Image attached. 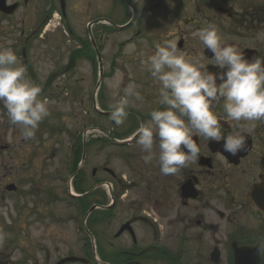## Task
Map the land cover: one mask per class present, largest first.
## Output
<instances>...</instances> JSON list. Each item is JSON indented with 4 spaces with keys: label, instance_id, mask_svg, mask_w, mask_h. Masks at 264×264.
Wrapping results in <instances>:
<instances>
[{
    "label": "flooded vegetation",
    "instance_id": "1",
    "mask_svg": "<svg viewBox=\"0 0 264 264\" xmlns=\"http://www.w3.org/2000/svg\"><path fill=\"white\" fill-rule=\"evenodd\" d=\"M34 2L5 0L7 7H15L12 14L4 13L0 5V23L5 25L6 31L13 28L12 19L20 10L27 12L36 7ZM54 2L48 8L52 13L47 15L46 22L55 15L54 12L65 16L74 13L92 17L88 23V48L78 50V47L70 53V60L75 59L72 73L79 69L81 58H85L91 76L87 81V90L91 95L88 96L86 140L84 144L80 142L76 150V157L81 147L85 151L84 167H78L77 174L73 172L70 177L73 176L77 183H83L86 180V165L90 173L87 180L94 186L108 181L126 183L122 179H125L124 174L130 173L133 179L125 187L141 184L144 197L138 202L151 208V212L144 210L145 215L128 216L114 225L112 212L119 197L114 196V203L109 202L98 191L96 195L100 197L95 199L89 190L87 192L91 194L86 197H71V206H98L102 211V214L87 220L91 242L83 253L89 262L83 264H237L238 253L244 254L248 263L257 261L264 264V214L251 202L253 189L263 182L264 122L257 123L255 131L247 138L246 148L235 156L222 153L223 141L208 142L202 137H194L201 148L200 159L174 175H162L155 159L146 164L142 159L145 154L136 143L139 125L150 118L153 109L159 107V85L143 63L154 52L155 45L167 39H176L178 47L190 54L202 53L203 45L192 36V32L212 22L218 25L229 43L240 47L246 59L264 57V39L257 36L264 32V0H52L51 3ZM161 6L165 10L163 24H166L158 32H153L159 41L136 42L138 45L134 54H115L110 59L113 65L108 66V55L104 53L105 35L102 33L97 38L93 29L97 27L101 32H108L105 16L110 11L121 9L154 13ZM133 22L114 27L113 32L128 31ZM25 23L26 19H22L21 25ZM151 26L146 23L144 28L150 30ZM130 41L121 42L119 48ZM0 46L7 47L6 42ZM204 54L211 59L212 53L207 49ZM126 61L131 67L140 64V70L132 72L131 80L122 82L120 87L109 88V71L122 69ZM208 68L218 69L213 65ZM54 83L43 92L53 89ZM45 84L41 82L40 86ZM130 84L137 86L143 100L133 99L127 119L117 126L110 117V105L117 94H123V89ZM76 85L75 82L74 88L82 89ZM214 108L224 115L222 101ZM94 115L98 116L96 122L92 120ZM220 122L222 132L229 134L234 122L226 116ZM54 140L52 147L59 144V138ZM27 143L29 140L22 138L12 144L0 145V235L4 237L0 242V264H61L62 259L75 253L69 251L68 255L61 256L59 216H13L14 209L9 215L7 213L8 206L32 201L33 206L43 207L59 199L54 193L52 199L50 193L45 198L49 177L43 171L27 172L26 176L24 170L34 162L38 163L45 142H40L38 151L34 149V152L28 150ZM110 152H115L113 157ZM114 158L123 163L124 172L119 173L111 167ZM97 236L100 237L99 244L94 247L93 238Z\"/></svg>",
    "mask_w": 264,
    "mask_h": 264
},
{
    "label": "clouds",
    "instance_id": "2",
    "mask_svg": "<svg viewBox=\"0 0 264 264\" xmlns=\"http://www.w3.org/2000/svg\"><path fill=\"white\" fill-rule=\"evenodd\" d=\"M203 45L202 53L190 54L167 39L143 61L159 85V107L137 129L136 143L146 164L157 161L162 175H174L201 157L196 138L222 143L233 156L244 150L247 138L264 122V57L248 60L236 43H229L218 25L209 22L192 32ZM264 39V32L257 34ZM205 49L212 53L205 56ZM213 65L219 71L208 70ZM27 69L11 47L0 46V104L8 121L18 126L23 139H32L40 123L50 115L47 97L39 84L26 76ZM220 83H217V81ZM142 101L137 86L130 84L110 105V117L124 124L130 102ZM223 102V114L214 105ZM233 121L232 131L222 132L221 119ZM4 239L0 235V242Z\"/></svg>",
    "mask_w": 264,
    "mask_h": 264
},
{
    "label": "rangeland",
    "instance_id": "3",
    "mask_svg": "<svg viewBox=\"0 0 264 264\" xmlns=\"http://www.w3.org/2000/svg\"><path fill=\"white\" fill-rule=\"evenodd\" d=\"M51 2L52 0H35L33 3L36 5L35 8L27 12L23 9L20 10L12 19L13 28H11V30L6 31L5 25L0 23V45L6 42L7 47L13 48L23 65L22 49L26 47L30 58V67L35 70L42 82L47 81L49 76L54 72L63 73L69 63L71 51L78 47H80L78 50H82L83 48L86 49V47L88 48L90 40L88 23L92 17L88 18V16L68 13L66 18L62 19L61 13L54 12L55 15L52 16L51 21L46 23V15L52 13L48 11V8L50 5L55 4L56 1L54 3ZM159 2L161 1H158V3ZM162 6L154 10V13L142 10L121 11V9L110 11L105 16V20L108 22V32H101L97 27L93 29V35L97 38H99L102 33L105 35L104 42H106V47L104 53L108 55V66L111 64L113 65L110 59L118 53L125 55L134 54L140 42L159 41L158 37L155 36L153 32H158L157 30L162 29L166 24H163L164 21L161 20V18L164 19L165 15V10ZM22 19H26L24 25H21ZM133 20V25L128 28V31L118 33L112 32L114 27L126 26L128 24L126 22L129 21L131 23ZM123 23H126V25ZM146 23H149L150 26L153 25V27L151 26L152 29L145 30L144 26ZM36 30L37 33L34 38L29 44H26V37ZM70 30L74 32V36L70 33ZM187 31L192 32V30ZM135 34L139 35L137 36L138 38L135 37ZM132 37L137 39L136 42H138V44L129 43L123 46V48H119L121 42H127ZM127 63L126 61V63L123 64L122 69L116 68L109 71V78L107 79L109 88L120 87L122 82L131 80L132 72L137 71V69L140 70L138 68L140 64L135 65L136 68L135 66L131 67ZM88 70L89 64L87 60L81 58L77 71L73 73L70 71L61 76L54 83L53 89L41 94V97H47L50 101V115L40 123L34 138L28 139L29 143H27L29 151H33L34 149L38 151L40 142H45L43 155L38 158V163L34 162L24 170L26 176L27 172L35 173L36 171H43L44 174L49 177L48 184L44 191L45 198H48V194L50 193V198L52 199V194L54 193L57 194L55 198L59 196L58 201L55 200V202L43 207L33 206L31 201L20 206H8L7 210L9 215L10 210L14 209L13 216L23 215L35 217L40 214H54L59 216L60 219H62L60 230L62 257L68 255L69 251L75 253L77 256H83V253L89 247V241L86 239L88 246L86 250L84 248L85 232L82 229L79 231L77 229L76 231V225H74L73 220L68 222L64 221L76 215L78 216L77 220L79 224H83L84 228L86 227L84 217L79 213V206L73 207L67 203V201L71 199V194L68 193L69 189L67 185L57 178V173H60L58 175L59 177L63 174V176L70 179V169L66 166V152L68 151V144L72 140L70 136L79 137L78 145L80 142L84 143L86 140L85 128L88 119L87 111L89 110L88 96L91 95L87 90L89 87L87 81L89 82L91 79ZM26 76L28 77L27 72ZM75 82L77 83L76 86L82 87V89L77 90V88H74ZM75 91H77L78 94ZM110 95H113L111 91ZM92 120L94 122L98 121V116L94 115ZM56 137L59 138V144H55V146L52 147V142L55 141L54 139ZM21 139L22 136L18 126H13L9 123L6 110L3 108V105L0 104V145L12 144L13 141H20ZM113 153L110 152V156L113 157ZM111 167L116 168L119 173L124 172L123 163L116 158H114ZM85 169L86 174H84V176L86 180L80 186L88 191L93 184H91L90 180H87L90 177V173L87 171V165ZM124 178L125 179L122 180L126 183L118 184L115 181H111L114 186L113 190L111 187V191L119 197L115 210L112 212L114 216V225H118L128 216L145 215L144 210L151 212L150 206H142L138 202L144 197V187H142L141 184H135L132 188L125 187V184L133 179V175L126 173L124 174ZM75 183L77 184V182L74 181V186ZM74 186L72 187V191L76 192ZM103 191L109 196L108 191L105 189H103ZM108 196L106 195L105 198L107 199ZM86 209H88V206ZM93 214H98V212ZM8 221H10V219H8ZM94 239L95 243H97L100 237L97 236V238Z\"/></svg>",
    "mask_w": 264,
    "mask_h": 264
},
{
    "label": "water",
    "instance_id": "4",
    "mask_svg": "<svg viewBox=\"0 0 264 264\" xmlns=\"http://www.w3.org/2000/svg\"><path fill=\"white\" fill-rule=\"evenodd\" d=\"M24 54H25V58H26V53H25V50H24ZM27 60V58H26ZM71 69V65L68 67V70ZM209 71H214V70H209ZM30 75H31V78L32 80L36 82V79H35V75H34V72L32 70H30ZM55 78V76H53L50 80H49V83L52 82V80ZM219 81V80H218ZM217 81V82H218ZM263 178H264V175H263ZM252 200L255 202V204L257 205V207L260 209V211H262L264 213V183L262 185H258L254 190H253V193H252ZM94 210V208H93ZM237 257H238V261H237V264H251V263H248L246 260H245V255L244 254H237ZM66 262L68 261H73V262H78V261H82V262H85L84 259H81V258H78V257H72V258H69V259H66L64 260ZM63 261V262H64ZM254 264H258V262L256 261Z\"/></svg>",
    "mask_w": 264,
    "mask_h": 264
}]
</instances>
